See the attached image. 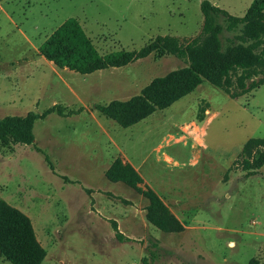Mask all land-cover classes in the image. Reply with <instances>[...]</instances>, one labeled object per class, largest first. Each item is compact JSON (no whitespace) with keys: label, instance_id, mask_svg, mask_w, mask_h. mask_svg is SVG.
Listing matches in <instances>:
<instances>
[{"label":"rangeland","instance_id":"obj_1","mask_svg":"<svg viewBox=\"0 0 264 264\" xmlns=\"http://www.w3.org/2000/svg\"><path fill=\"white\" fill-rule=\"evenodd\" d=\"M200 1L0 0V118L36 116L29 144L0 143V200L28 217L39 264H264V164L244 178L238 155L264 138V83L230 98L203 78L122 128L92 105L139 94L181 59L151 53L80 74L37 50L67 17L99 54L156 35L183 42L200 28ZM208 1L242 16L251 0ZM115 159L140 181L108 179ZM0 264L10 263L0 254Z\"/></svg>","mask_w":264,"mask_h":264},{"label":"trees","instance_id":"obj_2","mask_svg":"<svg viewBox=\"0 0 264 264\" xmlns=\"http://www.w3.org/2000/svg\"><path fill=\"white\" fill-rule=\"evenodd\" d=\"M202 21L198 32L183 42L174 36L156 35L137 50H116L99 54L74 17H67L38 45V52L58 67L80 74L119 67L151 53L170 54L185 65L153 78L139 94L127 100L94 104L98 113L127 127L155 109H162L190 92L203 78L221 88L230 98L240 96L264 83V0H252L242 16H233L208 0L199 2ZM61 113L60 107L55 108ZM81 108H78L79 111ZM76 111H74L75 113ZM35 114L0 118V143L32 141L30 132ZM239 163L244 178L260 174L264 164V138L250 137L240 146ZM111 180L130 186L138 174L118 159L105 172ZM146 193V192H145ZM146 195L161 207L150 192ZM119 241L129 240L115 230ZM0 254L10 264H39L45 250L36 240L30 221L19 210L0 200ZM150 259L156 257L150 252ZM146 264L145 258L141 259Z\"/></svg>","mask_w":264,"mask_h":264},{"label":"crops","instance_id":"obj_3","mask_svg":"<svg viewBox=\"0 0 264 264\" xmlns=\"http://www.w3.org/2000/svg\"><path fill=\"white\" fill-rule=\"evenodd\" d=\"M252 1V0H251ZM250 1V2H251ZM211 4H213V5H215V6H218L217 5V2H215V1H213V2H210ZM249 6V5H248ZM219 7V6H218ZM220 8V7H219ZM221 9H223V8H221ZM247 9V8H246ZM225 10V9H224ZM226 11V10H225ZM227 12V11H226ZM227 13H229V12H227ZM230 14V13H229ZM234 16V15H233ZM201 19H202V17H201ZM43 41V40H42ZM38 50V49H37ZM49 61V60H48ZM66 68V67H65ZM122 128H125V127H122ZM125 138V137H124ZM125 140V139H124ZM125 142V141H124Z\"/></svg>","mask_w":264,"mask_h":264},{"label":"clouds","instance_id":"obj_4","mask_svg":"<svg viewBox=\"0 0 264 264\" xmlns=\"http://www.w3.org/2000/svg\"><path fill=\"white\" fill-rule=\"evenodd\" d=\"M232 243H234V242H232Z\"/></svg>","mask_w":264,"mask_h":264}]
</instances>
